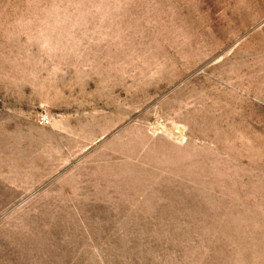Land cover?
<instances>
[{"label": "rangeland", "instance_id": "374dc122", "mask_svg": "<svg viewBox=\"0 0 264 264\" xmlns=\"http://www.w3.org/2000/svg\"><path fill=\"white\" fill-rule=\"evenodd\" d=\"M0 264H264V0H0Z\"/></svg>", "mask_w": 264, "mask_h": 264}]
</instances>
